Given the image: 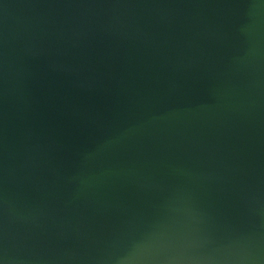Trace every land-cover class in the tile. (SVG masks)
<instances>
[{"label":"water","instance_id":"obj_1","mask_svg":"<svg viewBox=\"0 0 264 264\" xmlns=\"http://www.w3.org/2000/svg\"><path fill=\"white\" fill-rule=\"evenodd\" d=\"M119 257L264 264V0H0V264Z\"/></svg>","mask_w":264,"mask_h":264},{"label":"clouds","instance_id":"obj_2","mask_svg":"<svg viewBox=\"0 0 264 264\" xmlns=\"http://www.w3.org/2000/svg\"><path fill=\"white\" fill-rule=\"evenodd\" d=\"M207 244L209 247L213 245V240L211 238H207ZM135 248V245H133ZM127 257H119L118 258V264H127ZM209 257H195L193 260L190 262V264H209Z\"/></svg>","mask_w":264,"mask_h":264}]
</instances>
